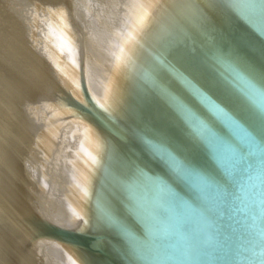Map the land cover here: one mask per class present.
<instances>
[{
  "label": "water",
  "instance_id": "water-1",
  "mask_svg": "<svg viewBox=\"0 0 264 264\" xmlns=\"http://www.w3.org/2000/svg\"><path fill=\"white\" fill-rule=\"evenodd\" d=\"M155 2L145 24H136L132 47H125L119 60L123 44L114 52L124 33L127 14L115 33L108 62L110 69L113 65L103 87L104 92L117 96L115 103L103 102L89 85L83 34L77 60L80 96L73 84L59 75L65 64L47 63L50 81L46 79L47 89L40 95L37 91V118L32 111L24 116L31 118L30 135L35 132L33 126H44L48 115L56 112L57 123L76 119L91 127L101 146L98 141L93 143L86 171L81 164L74 200L79 212L69 225L39 211L28 197L25 175L19 168L16 196L6 206L10 207L9 220L14 228L6 240L13 255H22L35 241L45 239L60 243L74 264H264V105L259 97L252 108L241 101L244 125L224 121L223 126L200 130L205 147L196 150L193 159L206 173L204 176L192 173L185 180L169 181L145 171L136 159L138 150L129 151L156 113L153 80L161 66L171 63L183 71L196 63L208 76L224 75L215 63L220 56L214 55L210 14L231 16L234 24L253 37L257 55L255 65L248 68L264 81V58L258 55L264 49V0H187V7L171 2L158 7L160 0ZM66 7L72 24H77L71 0ZM63 35L60 33L58 40ZM41 47L39 41L37 51L31 49L30 53L38 52L42 57ZM61 49L74 54L66 44ZM18 66L22 69L23 64ZM47 92L51 97L47 98ZM22 119L16 121L17 127H24ZM21 132L20 128L16 138ZM31 143L32 139L28 146ZM26 149L19 157L21 165ZM115 201L134 217L127 221L129 224L114 223L108 207ZM105 225L116 227L121 237ZM101 237L107 241L103 250L96 247Z\"/></svg>",
  "mask_w": 264,
  "mask_h": 264
},
{
  "label": "bare ground",
  "instance_id": "bare-ground-1",
  "mask_svg": "<svg viewBox=\"0 0 264 264\" xmlns=\"http://www.w3.org/2000/svg\"><path fill=\"white\" fill-rule=\"evenodd\" d=\"M143 2L71 0L72 14L80 30L68 16L67 0H0V264H74L72 256L62 249L60 243L45 239L35 241L24 254L13 255L9 240H6L14 231L9 220L10 207L6 209V206H10L16 196V185L20 184L23 169L24 185L32 203L50 219L69 225L79 212L74 200L81 164L86 171L91 149L90 157L93 156V143L98 141L101 146V139L91 127L76 119L57 123L56 112L48 115L44 126H33L35 132L30 135L31 118L25 119L24 116L32 111L37 118L34 100L37 91L40 95L47 89L46 79L48 83L50 81L46 74L48 62L65 64L61 65L64 68L59 75L72 83L80 96L77 60L81 34L89 85L103 102L115 103L117 96L103 91L110 69L108 62L112 58L114 36L127 14L126 31L120 35L114 55L120 43L123 49L132 47L128 35L137 24ZM164 2L187 7V0H160L158 7ZM60 33L65 35L62 40H58ZM39 41L42 57L38 52L30 53L31 49L37 51ZM64 44L71 46L74 54L68 49L62 52ZM20 64L28 71L23 66L21 69ZM56 93L53 96L59 104ZM51 95L47 92V98ZM21 117L23 128L17 127L16 123ZM20 128L22 132L16 138ZM30 139L32 143L28 146ZM25 148V162L21 165L19 157ZM94 177L92 175L91 183ZM89 213L86 208L87 220Z\"/></svg>",
  "mask_w": 264,
  "mask_h": 264
},
{
  "label": "snow or ice",
  "instance_id": "snow-or-ice-1",
  "mask_svg": "<svg viewBox=\"0 0 264 264\" xmlns=\"http://www.w3.org/2000/svg\"><path fill=\"white\" fill-rule=\"evenodd\" d=\"M140 7L137 23L142 27L151 15V10L156 7V2L144 0ZM209 24L214 29V55L220 56L215 63L224 75L208 76L196 63L185 67L183 71L171 63L166 67L161 66L153 80L156 113L142 129L139 142L129 148V151L133 148L138 150L136 159L145 171L152 175L159 174L169 181L185 180L192 173L206 175L193 159L194 152L205 147L201 129L223 126L224 121L244 125L241 101L252 108L259 97L264 105V81L258 80L248 68L249 65H255L253 60L257 55L253 50V37L242 31V26L234 24L229 15L210 14ZM134 39L135 35L129 33L128 41ZM123 55L122 48L118 60ZM258 55L260 59L264 58V49ZM153 168L157 171L153 172ZM108 211L115 224H129L127 221L134 218L119 201L110 205ZM103 227L120 236L116 227ZM106 246V239L101 237L97 240L98 249L103 250Z\"/></svg>",
  "mask_w": 264,
  "mask_h": 264
}]
</instances>
